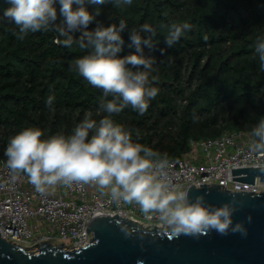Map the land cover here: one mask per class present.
<instances>
[{
    "label": "trees",
    "instance_id": "obj_1",
    "mask_svg": "<svg viewBox=\"0 0 264 264\" xmlns=\"http://www.w3.org/2000/svg\"><path fill=\"white\" fill-rule=\"evenodd\" d=\"M8 6L0 0V161L4 163L10 138L24 128L41 129L43 138L70 135L86 112L97 121L106 115L100 110L102 91L71 70L73 62L91 49L62 46L57 40L63 37L54 30L18 39L17 26L3 17ZM56 7L59 23L63 18ZM88 7L95 11L96 6ZM99 7L101 15L89 30L97 22L118 25L123 19L127 24L121 33L120 56L135 51L128 33L132 29L148 23L157 32L154 48L145 47L144 54L155 58L151 75L158 77L153 85L158 95L143 114L129 106L112 117L134 142L168 159L188 157L190 139L216 137L223 130L247 129L251 134L264 117V71L254 56L256 41L264 38V0H132L121 7L112 0ZM173 23H187L190 28L168 48L165 38ZM49 96L54 97L51 106L45 103ZM226 112L227 129H217Z\"/></svg>",
    "mask_w": 264,
    "mask_h": 264
},
{
    "label": "clouds",
    "instance_id": "obj_2",
    "mask_svg": "<svg viewBox=\"0 0 264 264\" xmlns=\"http://www.w3.org/2000/svg\"><path fill=\"white\" fill-rule=\"evenodd\" d=\"M6 2L9 6L3 10V17L17 26L18 39L23 40L29 33L54 30L63 37L57 40L62 46L71 48L76 44L80 49H91L73 62L71 70L102 91L100 110L106 113L98 121L86 114L70 135L43 138L41 129L28 127L12 136L4 151V166L13 181L24 176L41 195H48L57 186H95L101 194L107 191L117 205H135L146 218H156L174 237H198L210 231L223 236L230 228L234 233L242 231L241 223L233 226L232 214L236 210L233 204L215 206L206 203L203 195L191 198L190 188H182L170 179L167 155L134 142L131 133L112 119L129 106L140 114L145 113L149 102L158 95L159 89L153 86L158 77L151 75L155 58L144 54L145 47L155 46L157 32L152 25L144 23L129 31L130 47L135 51L120 56L124 44L121 33L127 28L123 19L118 25L104 26L97 22L89 30V25L101 15L99 6L112 0ZM114 3L121 7L131 5L132 0H114ZM57 4L63 18L59 23ZM89 5L96 6L94 12L89 11ZM189 28L187 23H173L165 38L167 47L178 42ZM254 56L264 71V38L256 41ZM53 100L49 96L46 105L51 106ZM250 135L253 139L248 151L264 157V117ZM253 168L264 173V159L255 162ZM243 235L247 232L243 231Z\"/></svg>",
    "mask_w": 264,
    "mask_h": 264
},
{
    "label": "built area",
    "instance_id": "obj_3",
    "mask_svg": "<svg viewBox=\"0 0 264 264\" xmlns=\"http://www.w3.org/2000/svg\"><path fill=\"white\" fill-rule=\"evenodd\" d=\"M249 132L223 130L219 136L188 141V157L169 159L168 174L174 184L195 188L219 184L230 192L264 191L257 177L253 184L233 180L232 169L253 167L264 157L248 151ZM0 161V238L36 253L43 245H62L75 251L91 243L87 231L91 218L98 215L129 219L147 228H162L156 218H146L135 205H117L92 185L57 186L48 195L38 194L24 176L13 181ZM37 247V248H35ZM68 247V249H65Z\"/></svg>",
    "mask_w": 264,
    "mask_h": 264
},
{
    "label": "water",
    "instance_id": "obj_4",
    "mask_svg": "<svg viewBox=\"0 0 264 264\" xmlns=\"http://www.w3.org/2000/svg\"><path fill=\"white\" fill-rule=\"evenodd\" d=\"M232 174L242 183L253 184L256 177L264 182V173L253 167L235 168ZM200 185L187 186L189 196L203 195L215 206L233 204V226L241 223L242 231L174 237L163 228L143 227L116 214L98 215L88 223L91 243L75 251L62 250V244L35 247L34 253L0 238V264H264V191L230 192L219 184Z\"/></svg>",
    "mask_w": 264,
    "mask_h": 264
},
{
    "label": "rangeland",
    "instance_id": "obj_5",
    "mask_svg": "<svg viewBox=\"0 0 264 264\" xmlns=\"http://www.w3.org/2000/svg\"><path fill=\"white\" fill-rule=\"evenodd\" d=\"M183 85H185V83L183 82ZM182 104H183V101L181 102ZM89 112H86L85 114H84V116L86 115V114H88ZM78 114L76 113L75 114V116H77ZM84 116H81L80 118H81V120L84 118ZM224 122H223V124L222 125H220V123H219V125H216V128L217 129H227V128H224L223 126H226V125H228V123L230 122V120H229V115H228V112H226L225 114H224ZM222 129V130H223ZM240 131H246V132H249V130H247V129H241ZM250 133V132H249ZM55 247H59L60 245H58V244H56V245H54ZM64 247H61V249H63Z\"/></svg>",
    "mask_w": 264,
    "mask_h": 264
}]
</instances>
